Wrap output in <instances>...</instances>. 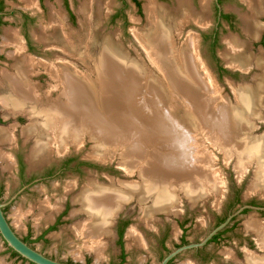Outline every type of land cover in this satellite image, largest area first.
Segmentation results:
<instances>
[{"label":"rangeland","instance_id":"1","mask_svg":"<svg viewBox=\"0 0 264 264\" xmlns=\"http://www.w3.org/2000/svg\"><path fill=\"white\" fill-rule=\"evenodd\" d=\"M31 1L33 5L28 6L22 0H4L3 12L7 14L3 19L4 24L0 27V76L4 72L13 73L14 66L17 62L29 56L36 60V62L39 61V63H37L38 66H34L33 68L35 69H32L30 80L33 84L37 85L38 90L40 89L38 93H40V96L42 95L41 97H43L49 90V99L51 98V101H54L60 94L58 91L52 89L55 87L56 82L51 78V71L49 72L50 68H52L51 65L55 64V61H63V63H67L77 73H80L81 75L83 73V77L91 74L90 76L92 80L98 81L96 75L90 73L87 66L81 61V54L84 55V52L87 50L86 52H89L90 55L96 56L99 51V38L87 40L90 38V34H86L85 32L86 39L80 44V53L78 52L79 46L78 49L72 50L73 52H66L59 47H50L51 45L47 46L39 40L42 28H47L45 32L48 34L53 33V29H51V27L49 28V22H51V20L53 23L61 20L62 24L65 25V28L68 31L75 33L79 30L81 31L79 23L81 16L79 15V11L83 6H88V16H90V21L93 23L95 22L98 36L103 39L107 37H111L112 40L114 39L113 41L116 46L127 56L128 60L141 68L139 74L141 77V83H146L147 85L150 82L156 83V81H159L158 73L154 70L153 60L149 53L150 51L147 47H142L143 45L140 44V42L138 43L135 35L136 31L137 33L148 31V22L143 9L145 4L144 0H138L140 8L136 7L130 0H68V4L72 11L77 13L78 27L75 24L76 21H71L66 17L61 0H42V2H38V0ZM156 1L154 0L153 2L155 4H167L172 12H169L168 8L163 9L168 13L177 14V0H158L157 3ZM191 1L194 11L198 13L200 7L197 9L194 6H196L197 1L200 2L201 0ZM242 2L244 4V1ZM207 3V24L205 23L204 26L197 23L192 24L193 21L191 20L187 21V23L186 20L183 19L184 17L182 14L177 15V24L182 22L183 24L181 25L184 26L182 27L179 25V28L176 26L178 32L179 30L184 29V36H182L180 41H182L186 34H189L190 32V34L193 35L199 34L200 29H198V27L201 26V35L202 33H204L205 36L211 35L215 21V12L213 0H207ZM239 4L238 0H226L222 3L223 10L226 13L233 15L235 19L234 25L229 28L227 24L223 23L224 28L220 29L218 32L217 44L214 47H212L210 39L204 40L201 36L198 45L196 44L198 48L196 47L194 50L195 53L197 54L198 52L199 55V57L198 55L196 57L199 61L196 60L195 63L201 72L203 79L202 83L204 85L202 87V85L195 80L194 83L200 85L195 87V89L200 92L202 103H205L206 97L212 96L210 101L211 103H214L212 110H215L222 104L228 108H232L230 104L235 103L232 84L238 85L243 83L247 86V84L249 85L251 83L249 75H241L238 72L240 71L238 68L234 66L231 67V65L228 66L223 60L221 54L226 50V45L224 44L226 38L233 37L239 41L243 40L241 42H247L249 46L248 53L254 57L262 58L261 60L264 61V46L260 43L262 36H264V14L257 19L261 26L259 37L257 39L250 37L247 38L242 25L237 21V17L241 14H246L245 6L247 7V5L244 4L245 6H243ZM24 16H28L29 19L27 21L24 20ZM62 16L65 17L66 24L64 23ZM164 19L170 21L169 17H165ZM195 24L198 27L192 26ZM181 27L183 29H180ZM6 31H10L13 34L8 42L4 39ZM80 31L78 33H80ZM83 33L82 30L81 34ZM131 33H133L136 42L143 48L146 59L150 61L149 63L153 66L150 65V67L148 62L143 60L141 54H136L133 49L134 45L131 43ZM176 34L178 33L175 29L172 37L174 36L173 39L176 38L175 42L179 43L181 36L179 37ZM27 41L32 45L31 51L27 48ZM59 56L61 57L59 58ZM40 63L43 65H39ZM46 63L49 65L45 68L44 66ZM263 64L260 68H251L250 73L253 74L254 72L258 77L264 78V75H262L264 74ZM227 67L236 68L238 71L230 73ZM160 86L162 87H158V89H160V96H158V94L156 96V93L152 92L149 87L144 89L142 85V90H138V93L131 97L132 101L135 102L134 106L138 109L137 111L135 110L134 112H131L128 107L121 108V110L126 113L131 112V114H129L133 117L134 121L129 118L128 122L132 126L127 129L128 132H122L120 129L115 128L117 129V135L114 136L115 142L111 140L107 143V140L104 141L100 138L98 139L101 141L96 140L93 137V130H90V128L85 126L86 132L84 133L85 135L82 134L83 142L79 148L74 147L73 145H68L66 152L62 154L53 153L50 159L40 164H31L29 161V155L35 145V138L25 139L22 137L21 133L23 128H17V125L21 127L24 126L25 128L30 122L29 117L20 113L12 117H23V119H12L10 117L0 123V125L3 126L1 128L5 127L6 129H9L12 127L11 131L14 129L13 133L15 136V140L11 144H0V151L8 157V161H0V202H9L4 209L5 215L14 231L22 240H28L33 248L45 256L69 264H157L168 251H171L180 245L181 238H183L186 243L196 242L201 239L207 230L212 228L220 218L226 215L230 206L233 205L231 209H236L241 205L251 203L264 206V195L260 192H251L250 190L252 181L255 179L254 170L256 169V162L254 161L252 163V159L249 161L248 158H242V156L237 158L236 153L234 154L218 145L217 141L220 143L221 140L216 138V134L210 133L207 129L203 130L201 126H195V124L192 126V129L195 131L194 135H197L195 141L193 140L194 144L192 142L193 147L196 149H194L195 151L193 150L195 160H190L188 154L190 148L188 149L186 147L184 150L187 151V156L179 162L182 165L177 166L176 164L171 163L175 159L173 156V142L169 136H167L168 134L164 133L163 129L159 128L157 122H160L161 125L166 128H168V125L175 126L172 122L173 118L164 114L169 108L170 111L171 108H175V111L179 116H186V114L185 107L182 106L184 103L178 99L176 102L175 97L179 96L180 93H178L177 90L174 92L172 86L169 87V81L168 86L165 84L163 85V83L160 84ZM174 94L176 95L175 97H173ZM149 99H151L152 102H155L156 107L153 104L151 106L144 102V100ZM206 99L209 101V97ZM166 100L168 102H166ZM141 103H143V105ZM175 104L178 105L174 107ZM263 106L264 95L260 100L259 109L256 110V114H259L260 119L256 122L252 133L255 140L264 137ZM2 116L4 117L0 112V118H2ZM170 117L172 119H170ZM24 118L28 121L26 126V120ZM139 120L142 121L139 122ZM143 123L145 125H142ZM111 124L114 125V122ZM136 128L138 130L140 129V131H138L139 133L135 130ZM16 129L18 130L16 131ZM166 130L168 131L169 128ZM180 130L181 129L177 131L181 132ZM141 132L144 133V135L140 134ZM130 133H133L134 135H131ZM122 134L128 138L127 143H123L126 140H121V138H124ZM149 134H151V136ZM136 136H139L140 140H137L138 137L136 138ZM101 137L106 139L103 136ZM131 140L133 142L139 141L138 143L142 145L141 154L137 160V165H135L137 170L146 167V164L152 160L154 162L151 161V163L157 164L162 169L171 173V175L167 177L168 180H163L165 183L162 182V188L164 189L159 191L162 196L160 198L161 200L158 198L156 204H162L169 199L172 200L170 203L178 202V200L179 203L175 204L177 205L175 207V212L166 215L161 212L153 214V212L146 211V208L149 209V207L152 206L153 198H156L155 195L153 197V193L151 194L152 199L150 197V199L146 200L142 205L137 203L141 198L138 193L130 195L126 201L122 200L121 204L123 205L119 204V208L117 209L118 212L115 214L116 210L114 212L115 215L107 222L108 232L105 236H100L98 245L100 246L101 252L100 255H98L95 253L96 249L92 250L94 246V248H97L98 245L90 243L91 241L89 242L85 233L86 230L84 227H87L91 220L84 208H82L76 200L80 196L79 194H81L83 188L92 180V182H96L97 184H95L97 187L101 189H108L114 185L111 189L118 193L123 191L124 187L139 185L140 180L138 181L135 175H130L133 173L138 174L137 170L127 172L121 164L124 161V158L127 160L124 155H126V148H130L132 145V143L129 142ZM180 143L183 144L184 141L180 140ZM145 145L148 147H145ZM145 148H148V151H146L147 149ZM149 150H151V152ZM177 151L180 150L177 149ZM101 153L108 158L104 159L103 156H101V159L94 157ZM17 156L22 158L24 165V173L22 176L25 180H28L32 176H36L51 167H59L62 161H67L69 164L67 166L68 168L58 177H54L46 182H33L30 184V187L27 189L22 188V190L20 189L22 179L18 174ZM144 157H146V159ZM241 161H249L251 164L244 177L240 180V183H238L236 180V169H239V162ZM249 162H246V164ZM170 165L175 167L172 168ZM245 167L246 166H244L243 169H245ZM125 171L130 177L124 176L123 173ZM185 171L192 173L189 174V177H184L185 175L175 176V174ZM244 171H241L240 176L244 174ZM107 176L109 178H114L116 181L122 182H120L119 185L114 181H111L108 184ZM190 184L194 186V191L201 190L202 193H206L209 188L208 186L213 187L214 190L219 188L223 189V187H225L226 193L224 192L225 197L222 200L220 208L217 209L213 207L217 204L213 194L209 195L205 200H198L196 204L192 205L185 198H182L181 194L186 190L185 186L187 185L188 187ZM133 199L136 202L131 201ZM150 213L152 214L150 220L143 218V216ZM121 218L127 219L129 222L124 231L121 242L122 245L120 246L115 234V224ZM57 219L60 220L55 223ZM254 222L259 224L264 232V212L244 211L243 214L237 217L231 225L224 230L218 240L209 243L203 249L201 254L196 255L193 251L186 252L176 258L172 264H246L248 262L247 256L256 259H264V249L261 250V248H259V244H257L258 240L253 235H256L257 233L253 230H248L249 228H247L250 223ZM51 226H53V229L48 231V227ZM130 232L136 233L141 242L131 241L128 238ZM42 234H44L43 238L41 237ZM122 253L125 257L123 260L121 259ZM8 257L9 253L7 247L0 238V263L25 264L19 258L11 259L12 257Z\"/></svg>","mask_w":264,"mask_h":264},{"label":"bare ground","instance_id":"2","mask_svg":"<svg viewBox=\"0 0 264 264\" xmlns=\"http://www.w3.org/2000/svg\"><path fill=\"white\" fill-rule=\"evenodd\" d=\"M22 1H24L28 6L33 5L31 0ZM144 1L145 4L143 9L148 22V24L146 23L148 25V31L143 33H137L136 31V33H134L137 37L138 43L140 42V44L143 45L142 47H147L150 51L149 53L152 57L155 68L154 70H156V73H158L159 81H156V83L158 82L157 84L155 82H150L151 84L149 83L147 85L146 83L142 84L140 81L141 77L139 75L141 68L128 60L127 56L116 46L115 42L113 41L114 39L112 40L111 37L103 39L98 36L96 24L95 22L93 23L90 21V16H88V6H83L79 11V15L81 16L79 19L81 28V31L79 30L80 33H78L79 31H77V33L68 31L65 28V25L62 24L61 20L55 23H53L51 20V22H49V28L51 27V29H53V33L51 34L49 32L50 34H48L45 32L47 28H42V33L40 36H38L39 40L47 46L51 45L50 47H59L66 52H73L72 50L78 49L79 46V53L80 44L84 41V39H86L85 35L87 33L90 34V38L87 40L99 38V51L96 56L90 55L89 52H86L87 50L84 52V55L81 54V61L87 66L90 73L96 75L98 81L92 80L90 76L91 74L89 76L87 75L83 77V73L82 75L77 73L67 63H63V61H55V64H52L51 62L52 65H50L52 68L49 67V72L51 71V78L56 82L55 87L52 89L60 93L54 101H51V98L49 99V90L44 94L43 97H41L42 95L40 96V93H38L40 89L38 90L37 85L33 84V82L30 80L32 69H35L33 68L34 66H38L37 63H39V61L36 62V60L29 56L23 59L21 57L22 60H18L19 62H17V64L14 66L13 73L4 72L1 74L0 112L4 115L3 118L12 117L21 113L22 115H27L30 120L29 124L25 128H21L22 137L25 139L35 138V145L31 151V154L29 155L30 163L40 164L50 159L53 153L62 154L66 152L68 145H73L74 147L79 148L83 142L82 134L86 132L85 126L90 128V130H93V137L96 140H107V143L111 140L114 141V136L117 135V129H120L122 132H128L127 129L131 128L132 125L128 121L129 118L133 119V117L130 114L131 112L138 110L135 108V102L132 101L131 97L134 94H137L138 90H142V85L144 89L149 87L152 92L156 93V96L157 94L160 96V89H158V87L160 88V84L162 83L163 85L165 84L168 86L169 81V87L172 86L174 92L177 90V92L180 93L179 96L174 94L173 97L176 96V102L178 99L184 103L182 106L185 107L186 114V116H179L175 111V108H171V111L169 110L170 108L167 109L164 114H166L168 117L171 116L173 118L172 122L176 126L168 125V131L166 130L168 128L161 125L160 122H157L159 128L163 129V132L167 133V136H169L173 142V156L175 159L171 163L176 164L177 166L182 165L179 162L187 156V151L184 150L186 147L188 149L190 148L188 152L190 160H195V154L193 155V152L196 149L193 147L192 142L193 140L195 141V137L197 135H194L195 131L192 129V126L194 124L195 126H201L203 130L207 129L210 133L216 134V138L221 140L220 143L217 141L218 145L224 147L225 150H229L234 154L236 153L237 158L242 156V158H248L249 161L252 159V163L254 161L256 162V169L254 170L255 179L252 181L250 190L251 192H260L262 195H264V137H260L255 140L252 134L256 122L260 119L259 114H256V110L259 109L260 100L264 95V78L258 77L256 74L252 76L251 83L249 85L247 84V86L243 83L238 85L232 84L234 90L233 95L235 99V103L230 104L232 108H228L222 104L219 105L215 110H212L214 104L210 102L212 96H208L209 101L206 99L208 97H206L205 103H202V96L200 92L195 89V87L200 85H202V87L204 86L202 83L203 79L201 72L195 63L196 60L199 61V59L196 58L198 55V50L196 51L197 54L194 51L197 47L196 44L198 45V43H196L197 40L195 36L193 34L186 36L182 43H176V38L173 39L174 36L172 37L175 29L178 33L176 35L179 37L182 36L184 31L182 28L184 26L181 25L183 23L181 22L180 24H177L178 14H182L184 17L183 19L186 20V22L191 20L193 21V23L191 22L192 24L197 23L203 26L205 25L207 22L206 13L208 10L207 0H201L199 2L200 11L198 13L194 11L192 7L193 5H191V0H177V14L168 13L163 9L168 7L155 4L153 2L154 0ZM242 1H244L248 8V13L242 17V22L244 25L243 31L247 38H255L257 35H259V25L256 22V18L259 15L264 14V0ZM169 12L172 11L169 9ZM165 17H169L171 22L166 21L164 19ZM179 25L182 26L180 29L183 30H179L178 32L176 26L179 28ZM82 30L84 32L83 34H81ZM12 35L13 34L10 31H6L4 37L5 41L8 42ZM241 41L233 37L226 38L224 41L226 50L221 54V56L228 66H234L242 73L249 75L251 68H260L264 61L261 60L262 58L256 56L254 57L249 54L248 43ZM60 57L61 56H59V58ZM39 65L43 64L40 63ZM48 65L46 63L44 67L46 68ZM195 80L198 81L200 85L194 83ZM204 89L206 90L205 87ZM159 100L162 102L160 98ZM144 102L147 105L152 106L153 104L156 107L155 102H152L151 99L144 100ZM166 102L168 101L166 100ZM141 104L143 105V103ZM178 104H175L174 107H176ZM170 106L173 107L172 105ZM122 107H128L129 111H131L129 112L130 114L122 111ZM171 117L170 119H172ZM141 121L139 120V122ZM113 122L114 125L111 124ZM142 125L145 124L143 123ZM11 128L6 129L0 127V144H11L14 142V129L11 131ZM137 128L135 130L137 132L140 131V129L138 130ZM179 129H181V132L177 131ZM142 132L140 134L144 135ZM149 135L151 136V134ZM101 136L105 137L106 139H103ZM137 137L139 138V136H136V138ZM138 138L137 140H140V138ZM122 139L126 140L123 143H127L128 138H126V136L121 138V140ZM180 140L184 141V145L180 143ZM129 142H131L132 145L130 148H126V155H124L126 156L127 160L124 158V161L121 164L127 172H132L133 170H137L135 165H137V160L141 154L142 145L138 143L139 141L133 142L131 140ZM146 146L147 145H145V147ZM145 149L148 151V148ZM177 149L180 151H177ZM149 151L151 152V150ZM101 156H103L104 159L108 158L102 153L97 154V156L94 157L101 159ZM7 158L8 157H6L5 154L0 151V161L6 162L8 161ZM144 158L146 159V157ZM151 161L146 164V167L137 170L138 176L140 178V183L137 186L124 187V190L118 193L111 189L114 185L108 189H101L98 188L96 185L97 183H93L92 180L89 181L88 184L83 188L81 194H79L80 196L78 195L79 197L76 202H78L82 208H84L91 220L87 227H84L86 230V237L88 238L89 242L91 241L90 243L93 245H98L100 236H105L108 231L107 222L110 221L114 216V212L119 208L118 206L121 204L122 200L126 201V199H128V197H130L132 194H139L141 198L137 203L141 205L146 200L150 199L152 193L153 197L154 195L156 196V198H153L152 206H150L149 209L146 208V211L148 212H153V214L157 212H166L167 214L175 212V207L177 206L175 204H178L179 200L178 202L176 201L170 203L172 200L169 199L162 204H156L158 202V198L160 199L162 196L159 191L164 189L162 188V182L165 183L164 181H166L167 177L171 175V173L162 169L159 165L151 163ZM246 162H239V169H236L237 177L240 179L244 177L245 173L250 167L249 165L251 162L247 164ZM170 166L172 168L175 167L172 165ZM244 166H246L245 169H243ZM241 171H244L242 176H240ZM191 173L192 172L185 171L175 174V176L185 175L184 177H189V174ZM193 187L194 186L191 184L188 187L186 185V190L183 191V194L188 196V199L191 201H197L198 199L209 195L211 191L218 194L220 193L219 195H222L225 188L223 187V189L219 188L214 190L213 187L208 186L209 188L206 193H202L201 190L194 191ZM217 200H219V198ZM151 217V213L143 216V218L146 220H150ZM247 228H249L248 230H253L257 233L256 235L253 233L252 234L258 240L257 244H259V248L263 250L264 232L262 231L261 226L254 222L250 223ZM128 238L131 241L141 242L136 233L130 232L128 234ZM94 247L92 248L91 246L92 250L96 249L95 253L100 255V246L98 245L99 248ZM247 257L248 264H264V259H256L251 256Z\"/></svg>","mask_w":264,"mask_h":264},{"label":"water","instance_id":"3","mask_svg":"<svg viewBox=\"0 0 264 264\" xmlns=\"http://www.w3.org/2000/svg\"><path fill=\"white\" fill-rule=\"evenodd\" d=\"M156 3H157V1H156ZM157 4L165 6V7H169L167 4H164V3H157ZM183 33H184V31H183ZM183 33H182V36H184ZM131 34H132L131 35L132 36V39H131L132 42L131 43H133V45H134L133 49L136 52V54H141L143 60L147 61L149 66L152 65L151 63H149L150 61H148L146 59V56H145L144 52L142 51L141 46H139V44L136 42V39L134 38L133 33H131ZM110 35H113V34H110ZM188 35H190V33L186 34V36H188ZM182 36L179 39V43H182L185 40V38H186V36H185L184 39L182 41H180L182 39ZM194 36H195V38L197 40V43H198L199 40H200L199 35L198 34H194ZM227 69L229 70L230 73L238 71V70H236L234 68H228L227 67ZM238 72L241 75H243V76H247V74L242 73L241 71H238ZM255 74L256 73H254V72H253V74L250 73L249 74L250 79ZM9 118L10 117L3 118V116H2L1 119H2V121H4V120L9 119ZM11 118L12 119H16V117H11ZM25 120H26V124H25V126H26L28 121H27V119H25ZM0 127H3V126L0 125ZM20 128H22V127L20 126ZM254 173H255V171H254ZM123 174H124L125 177L129 176V174H127L126 172H124ZM130 175H135L137 177L138 181L140 180V178H139L137 173H133V174H130ZM107 180H108V184L111 181H114L117 185H119L120 182H122V181H116V180H114V178H111V177L109 178L108 176H107ZM236 180H237L238 183H240L241 179L239 177H237V173H236ZM124 182H133V181H124ZM134 182H137V181H134ZM101 186H103V185H101ZM224 192H225V188H224ZM224 192L222 193V195H219L220 193L219 194L216 193V192L214 193L213 191H211V193H209V195L213 194L215 199H216V201H217V204L214 205L213 207H215L217 209L220 208V206L222 204V200L225 197L224 196ZM209 195H207L205 197H202V198H200L198 200H202V199L205 200ZM181 196H182V198H185L191 205L192 204H196V202L198 201V200L197 201H193V200L191 201L183 193L181 194ZM218 198H219V200H217ZM131 201H135V200L133 199ZM7 204H9V202L8 203L0 202V238H1L2 242L6 245V247L8 249H10L17 256H19L20 258H22L23 260H25L26 262H28L30 264H69V263L61 262V261H59L57 259H51V258L45 256L44 254H42L41 252H39L35 248H33L29 243H27L24 240H22L17 235V233L14 231V229L10 225V223H9V221H8L6 215H5L4 209L7 206ZM121 205H123V204H121ZM244 211H254V212H259L260 213V212H264V206H255V205H251V204H244V205H241V206L237 207L236 209H230L227 212V215H226L225 219L221 223H219L218 225H216V226L210 228L209 230H207V232L201 237V239H199L196 242H190V243H187V244H183L181 246L176 247L175 249H173L171 251H168L167 254L164 255V257L157 264H169L170 262L174 261L176 258H178L179 256H181L182 254H184L186 252L197 251L199 249L205 248L208 245V243L215 236H217L218 234H220L221 232L226 230L237 217H239L241 214H243ZM117 212H118V210L116 211V213ZM161 213H165L167 215L166 212H161Z\"/></svg>","mask_w":264,"mask_h":264},{"label":"flooded vegetation","instance_id":"4","mask_svg":"<svg viewBox=\"0 0 264 264\" xmlns=\"http://www.w3.org/2000/svg\"><path fill=\"white\" fill-rule=\"evenodd\" d=\"M42 2V0H38V2ZM136 7H138V8H140V4H139V2H138V0H130ZM158 1V0H157ZM224 1H226V0H213V7H214V12H215V21H214V26H213V30H212V33H211V35H209V36H205V34L204 33H202V35L200 34V32H202V28L201 27H198L197 25H192V26H196V27H198V29H200L199 30V37L201 38V36L203 37V39L204 40H207V39H210V42H211V44H212V47H214L216 44H217V39H218V32L220 31V29H222V28H224V25H223V23H225V24H227L228 25V27L229 28H231L233 25H234V22H235V19H234V17H233V15H231V14H228V13H226L224 10H223V7H222V3L224 2ZM61 2H62V4H63V7H64V11H65V14H66V17H68V19L69 20H71V21H76V26L78 27V20H77V13L74 11H72V9L70 8V6H69V4H68V0H61ZM238 2L241 4V5H243V6H245L244 4H243V2L241 1V0H238ZM239 4V5H240ZM199 5V1H197L196 2V6H194L195 8H197L198 9V7H200V6H198ZM3 7H4V0H0V27L4 24V17L6 16V14L7 13H4L3 12ZM245 8H246V14L248 13V10H247V7L245 6ZM242 15V14H241ZM239 16V17H237L238 19H237V21L238 22H240V25H242V27H244V25H243V22H242V17L244 16V15H242V16ZM263 15V14H262ZM237 16V15H236ZM261 15H259L257 18H256V22H257V24L259 25V23H258V21H257V19L260 17ZM63 17V20H64V23L66 24V22H65V17L64 16H62ZM24 18V20H28L29 18H28V16H24L23 17ZM69 27V26H68ZM70 28V27H69ZM72 29V28H71ZM242 29V28H241ZM75 30V29H74ZM260 30H261V26L259 25V32H260ZM259 34V33H258ZM258 37H259V35H257ZM257 36L255 37L256 39H257ZM255 40V39H254ZM251 41V40H250ZM260 43H261V45L262 46H264V36H262V38H261V40H260ZM250 44H251V42H250ZM251 46V45H250ZM27 48H28V50L29 51H31L32 50V45L27 41ZM16 118H22V117H16ZM23 119V118H22ZM2 122V120H1V118H0V123ZM20 126H18L17 125V128H19ZM18 129H16V131H17ZM17 167H18V174L21 176V184H20V189H22V188H28V187H30V184L31 183H33V182H46L47 180H50V179H53L54 177H58L64 170H66L68 167V164H69V162H67V161H62V163L59 165V167H57V168H55V167H51L50 169H48V170H45V171H43L42 173H39V174H37L36 176H32L30 179H28V180H25L24 178H23V173H24V165H23V161H22V158L20 157V156H17ZM251 205H255L254 203H251ZM233 206V205H232ZM232 206H230V208L228 209V211L232 208ZM255 206H260V205H255ZM227 211V212H228ZM226 215H227V213H226ZM226 215H224V217H222V218H224L225 219V217H226ZM223 219V220H224ZM59 220L60 219H57V221H55V223L56 222H59ZM128 222L129 221H127V219H123V218H121L120 220H118L117 222H116V224H115V234H116V236H117V240H118V244L121 246L122 244H121V242H122V237H123V234H124V231H125V229H126V227L128 226ZM221 223V222H220ZM216 225H218L217 223L214 225V226H216ZM213 226V227H214ZM53 226H51V227H48V231H50V230H52L53 228H52ZM181 228H182V226H181ZM108 232V231H107ZM224 232V231H223ZM223 232H221L222 234H223ZM220 233V236L222 235ZM45 234V233H44ZM44 234H42L41 235V237L43 238L44 237ZM219 235V234H218ZM219 236V237H220ZM216 237V236H215ZM24 240V239H23ZM26 240V239H25ZM216 240H218V239H216ZM120 242V243H119ZM212 242H215V241H213V239L209 242V243H212ZM208 243V244H209ZM183 244H187L186 242H185V240L183 239V238H181V243H180V245L179 246H181V245H183ZM204 249V248H203ZM203 249H199V250H197V251H193L194 253H196V255H199V254H201L202 253V251H203ZM7 250H8V253H9V257L8 258H10V257H12L11 259H20L23 263H25V264H30V263H28V262H26L25 260H23L22 258H20L19 256H17L14 252H12L10 249H8L7 248ZM164 257V256H163ZM162 257V258H163ZM124 259L125 257H124V254L122 253L121 254V259ZM173 262V261H172ZM172 262H170L169 264H172Z\"/></svg>","mask_w":264,"mask_h":264},{"label":"trees","instance_id":"5","mask_svg":"<svg viewBox=\"0 0 264 264\" xmlns=\"http://www.w3.org/2000/svg\"><path fill=\"white\" fill-rule=\"evenodd\" d=\"M223 219H224V218H220V219L217 221V224H219L220 222H222ZM221 234H222V233H221ZM219 236H220V234L217 235L216 237H214V238H213V241H216V239H218ZM24 241L27 242V243H30L28 240H24ZM119 243H120V242H119ZM122 260H123V258H122Z\"/></svg>","mask_w":264,"mask_h":264}]
</instances>
